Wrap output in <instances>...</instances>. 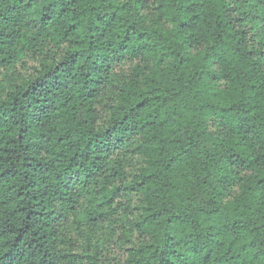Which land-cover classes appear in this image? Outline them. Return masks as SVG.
<instances>
[{
	"label": "trees",
	"instance_id": "16d2710c",
	"mask_svg": "<svg viewBox=\"0 0 264 264\" xmlns=\"http://www.w3.org/2000/svg\"><path fill=\"white\" fill-rule=\"evenodd\" d=\"M0 264H264V0H0Z\"/></svg>",
	"mask_w": 264,
	"mask_h": 264
}]
</instances>
